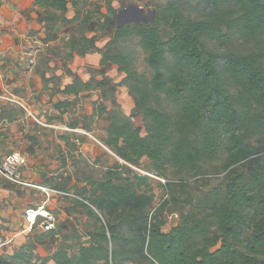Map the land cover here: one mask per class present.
Instances as JSON below:
<instances>
[{
  "label": "trees",
  "instance_id": "trees-1",
  "mask_svg": "<svg viewBox=\"0 0 264 264\" xmlns=\"http://www.w3.org/2000/svg\"><path fill=\"white\" fill-rule=\"evenodd\" d=\"M180 2L158 8L157 21L174 29L167 42L150 23L117 28L115 40L133 31L141 38L154 78L146 88L123 54L104 55L102 62L118 64L134 84L147 131L142 136L128 117H110L108 145L123 159L148 158L155 171L197 172L222 151L250 169L227 175L169 231L149 222L152 196L113 174L97 184L94 205L111 217L122 214L77 255L61 249L57 264H264V0H197V16ZM35 6L66 11L68 0ZM90 87L76 82L65 91ZM163 96L171 110L155 104ZM0 264H30V252L0 255Z\"/></svg>",
  "mask_w": 264,
  "mask_h": 264
},
{
  "label": "rangeland",
  "instance_id": "rangeland-1",
  "mask_svg": "<svg viewBox=\"0 0 264 264\" xmlns=\"http://www.w3.org/2000/svg\"><path fill=\"white\" fill-rule=\"evenodd\" d=\"M168 1L68 0L66 11L37 6L40 22L43 25L42 42L49 44L54 55L72 60L77 56L84 58L89 53L93 55L95 53L99 57L98 62L101 59L100 68L91 73L92 79L87 83L91 85V88L99 89L101 87L102 93L108 97L105 99L107 104L104 101L100 103V100L94 102L92 106L86 104V100L92 98V95L103 97L99 91L89 96L84 93L81 95L82 99H79L81 106L73 115L75 122H78L80 127L78 129L80 136L100 141L97 135L91 132L98 133V130L102 128L104 130L105 122L109 123L110 117L118 119L128 117L133 125L140 129L142 136L147 135L144 116L136 111L138 97L131 93V86L134 84L130 79L124 80L126 72L122 71L118 64L102 61L105 54H123L129 62L130 71L136 73L139 81L147 88L154 78V73L148 65V53L135 31L126 38L115 40L119 24L118 14L119 11L130 5H138L145 10L146 17H149L151 13L154 15L150 25L158 29L162 39L167 42L174 36V29L164 22L157 21V13L158 8ZM196 1L181 0L182 9L186 10V14L197 16L198 11L194 8ZM83 37L88 40L93 39L96 47L90 48V42L85 41ZM86 90L83 89L82 92ZM131 98L133 102L130 101ZM111 100L112 103L109 104ZM134 103L135 109L132 107ZM155 104L160 108L171 110V105L164 96ZM129 109H131L130 112H128ZM257 142L258 139L254 140V143L259 146ZM94 143L98 146L97 142ZM108 143L107 145L102 143L104 146L100 147L104 154L97 156L94 162H92V158L88 160L81 153L78 166L70 165L64 173H60L56 164L53 163L52 167L47 169L48 182L46 185L57 191L54 193L55 195L64 197V199L59 198L58 203L61 202L68 212V216L60 214L63 219L59 221L58 214L51 211L55 218L57 231L60 232V235L69 237V240L64 239L65 243L61 241V236L58 239L57 245L66 251H74V246L77 244L76 236L84 242L91 234L100 232L107 223L116 222L115 218L122 214L120 212L111 217L107 211L102 212L94 205V200L100 194L97 184L108 178L115 175L121 177L133 184L137 194L146 193V195L152 196L153 202L147 210L149 222L158 221L164 231H169L179 224L182 214L195 211L201 197L224 183L227 175L239 171L246 172L250 169V165L246 161L231 164L227 153L222 151L215 160L203 164L197 172H180L171 167L164 168L163 171H155L148 158L144 157L139 161L133 158L123 159L118 155L117 149L111 148ZM111 151L117 154L120 159ZM111 168L112 172H109ZM73 178L75 184L72 182ZM116 179L125 183L119 178ZM67 190L70 192L66 194L61 192ZM70 226H72L71 229ZM62 230L66 233L61 232ZM120 230L127 232L126 229L121 228Z\"/></svg>",
  "mask_w": 264,
  "mask_h": 264
},
{
  "label": "crops",
  "instance_id": "crops-1",
  "mask_svg": "<svg viewBox=\"0 0 264 264\" xmlns=\"http://www.w3.org/2000/svg\"><path fill=\"white\" fill-rule=\"evenodd\" d=\"M36 1L0 0V160L21 151L28 162L22 173L31 184L16 185L0 175V255L12 257L29 251L30 264H57L55 255L62 249L57 245L58 239L61 236L65 243L64 239L69 240V237L60 235L56 227L46 230L44 217L30 228L26 211L44 206L51 215L52 212L58 214L59 221L62 216H68L61 202L58 203L59 198L64 197L55 195L57 191L46 185L47 169L53 163L64 173L70 165L78 166L81 153L94 162L97 156L104 154L102 143L107 145L110 140V122L106 121L104 130L98 133L89 130L100 140L91 138L98 146L79 135L80 127L73 115L81 106V95L103 93L101 87H90L83 92H66L65 89L76 82H90L91 73L100 68L101 59L98 62L95 53L72 60L54 55L49 44L42 42L43 25ZM107 98L104 94L100 98L92 95L86 104L92 106L99 100L106 103ZM130 101L133 102L132 98ZM135 106L134 103L133 109ZM110 170L112 172V168ZM72 182L75 184L74 178ZM75 238L77 244L73 252L67 250L69 256L77 255L80 247H88L94 241L91 235L84 242L78 236Z\"/></svg>",
  "mask_w": 264,
  "mask_h": 264
},
{
  "label": "built area",
  "instance_id": "built-area-1",
  "mask_svg": "<svg viewBox=\"0 0 264 264\" xmlns=\"http://www.w3.org/2000/svg\"><path fill=\"white\" fill-rule=\"evenodd\" d=\"M27 163L26 156H24L21 151H15L8 158L0 160V175L13 184L30 186L31 184L24 178L22 173V170ZM46 193L49 194V191H46ZM75 198L78 197L75 196ZM25 217L30 228L38 223L40 217H44L46 220L44 222L46 224V230L55 227V218L45 209L44 206L27 209Z\"/></svg>",
  "mask_w": 264,
  "mask_h": 264
},
{
  "label": "water",
  "instance_id": "water-1",
  "mask_svg": "<svg viewBox=\"0 0 264 264\" xmlns=\"http://www.w3.org/2000/svg\"><path fill=\"white\" fill-rule=\"evenodd\" d=\"M154 19L151 13L149 17L145 16V10L138 5H130L125 9L119 11L118 14V27L122 28L128 25L149 24Z\"/></svg>",
  "mask_w": 264,
  "mask_h": 264
}]
</instances>
